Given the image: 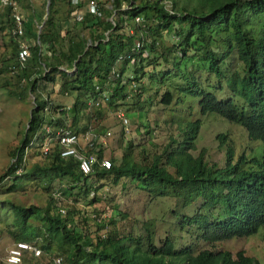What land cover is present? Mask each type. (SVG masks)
Segmentation results:
<instances>
[{
    "label": "trees",
    "instance_id": "obj_1",
    "mask_svg": "<svg viewBox=\"0 0 264 264\" xmlns=\"http://www.w3.org/2000/svg\"><path fill=\"white\" fill-rule=\"evenodd\" d=\"M61 1L69 7L63 17L54 10L57 0H51L50 15L33 41L28 39L25 20L24 34H13L10 9L3 7L7 23L3 31H9L14 44L8 60H12L14 75L9 93L23 102L33 95L35 104L21 143L11 152L13 162L0 180L9 177L10 193L22 188L24 182L36 180L52 193L45 209L10 204L18 241L49 255V264H260L244 251L233 254L218 250L216 244L251 239L264 228V0H108L99 3L101 16L84 13L64 37L63 23L75 18L73 13L79 9L72 0ZM110 3L112 8L107 6ZM124 4L130 8L124 9ZM82 5L86 7L84 2ZM45 13L44 8L38 22ZM115 14L121 18L115 16L111 21ZM123 16L136 24L131 25L132 20L126 24L131 32L125 31L128 19ZM136 17L141 21L136 22ZM27 41L31 55L21 67L18 52L20 44ZM138 42L141 47L137 49ZM6 63L0 66V76L8 71ZM62 67H76V71L71 74L61 71ZM57 77L61 83L58 91L51 94L46 86L41 87L56 85ZM143 80L147 84H141ZM153 90L165 107L197 102L188 107L193 111L197 106L200 117L177 122L181 139L171 140L162 154L151 161L145 157L144 163L132 157L133 141L126 142L119 164L102 143L94 140L93 148H88L89 127L83 121L93 116L87 113L90 101L96 112L104 107L105 99L111 107H138L142 113L129 112L135 113L133 121L121 109L132 122V130L146 118L149 107L142 104L150 105L155 96L143 94ZM57 92L65 97L74 92L78 95L66 105L52 96ZM212 117L244 129L258 144L257 151L238 154L227 146L228 135L221 134V146L227 147L224 166L207 160L204 150L197 154L201 128L205 119ZM67 129L79 136V149L111 160L112 168L95 166L85 175L76 170L77 160L61 158L57 136ZM34 157L38 162L29 166ZM126 177L154 201L170 197L177 199L182 209H190L184 214L175 208L172 211L179 220V231L191 238L190 244L168 236L157 246L153 221L146 222L144 234L122 236L115 227L117 219L127 215L117 209L106 217L95 211L96 226L102 233L91 237L85 231L88 221L80 220L76 209L60 206L65 196L77 201L89 198L94 178L113 179L117 184ZM64 180L71 186L54 187L55 182ZM58 193L61 198L56 197ZM95 201L96 197L90 204ZM32 216L44 227L41 240L37 228L28 224ZM76 216L80 222H75ZM200 243L206 247L199 248ZM27 257L35 256L28 252L21 264H26Z\"/></svg>",
    "mask_w": 264,
    "mask_h": 264
},
{
    "label": "rangeland",
    "instance_id": "obj_2",
    "mask_svg": "<svg viewBox=\"0 0 264 264\" xmlns=\"http://www.w3.org/2000/svg\"><path fill=\"white\" fill-rule=\"evenodd\" d=\"M129 8L127 4L124 5V9ZM123 18L124 20L128 19L127 22L124 23L126 27L125 31L131 32V29L128 28L126 24L131 22L132 19L129 17L127 18V16H123ZM5 21L3 16L0 15V66H2V63L7 62L5 67L8 69L7 72L0 76V177L7 172L13 162L11 152L13 148L21 143L24 132L29 125L35 104L33 95H30V97L23 102L11 96L9 93L13 88L10 84L13 83L12 77L14 75L12 74V68L10 69L12 60H8L13 56L14 44H12V36L9 31H3L7 26ZM132 24H135L133 20L131 22V25ZM2 27L3 29H1ZM18 49L19 46L17 50ZM146 70L151 69L148 68ZM8 80H10L9 83ZM60 84V77H57L56 85L47 84L41 85V87L46 86V91L52 94L53 90L58 91L60 89ZM141 84L145 85L147 81L143 80ZM129 90L131 91V89ZM77 95L78 93L74 92L69 97H65L57 92V94H53L52 96L57 98V102H63L68 105L75 100ZM151 95L155 96L150 100V105L142 104L144 107H149L145 109L146 118L141 121L139 126L137 124H135V126L132 125L133 129L131 130L130 128L129 133L124 131L127 127L123 126L121 119L116 117V113L123 109L129 119L133 121L135 113L129 112L136 110V112L142 113L138 107H111L110 105H106L108 104V100L105 99L103 102L104 107L99 112L88 108L91 111L87 110V113H93L92 117L88 116L91 120L86 118L85 121H83V123H87L89 127V132L86 136L88 141L95 140L99 143H106V152L113 153L118 159V164L121 162L122 153L127 146V141L134 142L132 157L137 162L144 163L145 157H147L148 161H151L154 156L162 154L165 146H167L171 140L182 138V136L179 135L177 122L184 119L194 120L200 117V115L197 106L194 107L193 111L188 107L189 104L196 105V101L189 100L186 107L177 106L172 108L163 106L160 103V96H157L154 90L144 93L142 97H150ZM130 100L131 99H129L128 102H130ZM131 123L132 122H130V124ZM221 134L228 135L227 146H232L238 154L242 152L250 153L253 149L257 151L258 144L248 138L244 129L219 117H212L205 119L201 128L197 139V154L204 150L207 160L224 166L227 147L221 146V140L218 139V136ZM85 142L86 140L84 143ZM38 160L39 159L35 157L31 158L29 166L38 162ZM41 162L42 161L39 163ZM92 182L93 191L89 198H78L79 201H77L73 200L71 197L65 196L60 205L65 210L76 209L77 212H79V219H86L88 221L85 225V231L91 237H95L96 234L100 232L96 226L97 222L94 219L95 215L101 214L103 217H106L109 212L112 213V211L117 209L127 215V218L119 217L115 227L122 236L129 233H135L137 235L144 234L146 222L153 221L155 222L153 229L157 236V246H162L168 236L178 238L177 241L181 239V244L184 245L192 242L188 235L179 231L177 227L179 220H177L172 213L174 208L182 214L190 212V209H182L181 203H179L177 199L168 197L154 201L152 196H149L148 193L139 189L137 185L132 184L127 177L119 180L117 184L113 182V179L98 180L94 178L90 181V183ZM11 185L12 181L9 177L4 181L0 180V264H5L9 249L18 242V231L14 226L15 218L10 204L14 203L17 206L28 209L32 207L45 209L49 204V196L52 194H48L45 191L43 182L39 180L35 182L26 181L23 183L22 188L16 192L10 193L8 188H10ZM60 186L68 188L71 185L66 180L62 183L58 181L54 183V187L58 188ZM77 191L78 189H76L75 192ZM56 197L61 198V195L58 193ZM94 197L97 198V201L92 205L90 202ZM95 211H97L98 214ZM75 222H80L78 216L75 217ZM28 224L33 228H37L40 235L38 239L41 240L42 236L45 234L41 221L32 216L29 218ZM79 227L82 228V226ZM108 230H110V228H108ZM198 247L205 248L206 244L200 243ZM216 248L218 250L231 251L233 254H236L238 251H244L247 256L255 258L260 264H264V228L251 239L236 238L223 241L217 243ZM38 250L39 249H37L36 252H30L35 257L30 259L27 257L26 264H49L52 258H50L49 255L41 254V251ZM53 255L58 256L56 253Z\"/></svg>",
    "mask_w": 264,
    "mask_h": 264
},
{
    "label": "built area",
    "instance_id": "obj_3",
    "mask_svg": "<svg viewBox=\"0 0 264 264\" xmlns=\"http://www.w3.org/2000/svg\"><path fill=\"white\" fill-rule=\"evenodd\" d=\"M20 1L21 0H1L3 7H8L10 9V16L13 20L15 27L13 29V34L16 36H22L24 34V18L20 13ZM99 0H89L88 1V9L90 13L94 16H100L101 12L99 10ZM72 3H77V0H72ZM126 5V4H124ZM123 5V8H124ZM136 22H140L141 18L136 17ZM138 42L136 48H140L141 44ZM30 45L27 42L20 44V49L18 52V65L24 67L27 65V62L30 58ZM13 70H16L14 67ZM97 90L99 91L100 88L98 87ZM107 100V99H106ZM100 102L96 103V106H99ZM93 107V102H89V108ZM116 117L121 119L122 124L124 127H127L125 131L129 133L130 131V122L127 119L125 113L121 110L117 111ZM109 135V134H108ZM106 142L105 140H103ZM80 139L79 136L74 133L72 130H61L58 132L57 142L56 144L59 146V154L61 158L64 159H75L77 160L76 163V170L81 174H90L93 171L95 166H98L102 169L109 170L112 168V162L109 159L100 158L98 155L94 153H88L86 150L79 149ZM105 147L106 143H102ZM89 149L93 148V143L90 141L87 143ZM48 151V149H46ZM36 252L37 250L28 242L25 241H18L16 242L8 251V255L5 259V264H21L23 261L24 256L28 252Z\"/></svg>",
    "mask_w": 264,
    "mask_h": 264
},
{
    "label": "crops",
    "instance_id": "obj_4",
    "mask_svg": "<svg viewBox=\"0 0 264 264\" xmlns=\"http://www.w3.org/2000/svg\"><path fill=\"white\" fill-rule=\"evenodd\" d=\"M88 1L89 0H77V3L72 5L74 6H78L79 11H81V13H79V11L77 10L76 12L73 13L74 16H76L73 19H70L69 21H66L63 23V27L61 30V34L64 37L65 35H67L68 30H73V24L75 21H80L83 16L84 13H90L87 5H88ZM99 3H105L106 0H99ZM47 2L48 0H22L20 3V13L22 14L24 20H25V24L28 27V39L30 41L34 40V36H39V34L41 33V31L43 30L45 24L46 23V13H45V17L43 19V21L38 22L39 18L41 17V15L44 12V8L46 10L45 5L47 6ZM85 3L86 7H83L82 3ZM100 6V5H99ZM108 8H112V4H108L107 5ZM0 8H1V12L0 15L3 16V19L6 20L4 17V8L2 6L1 0H0ZM69 7L67 5H65V3H63L61 0H57L56 6L54 8V10H58V14L59 16L63 17V15L65 14V12L67 11ZM99 10L101 12L100 16L102 15V11H101V6L99 7ZM79 13V14H78ZM91 15H93L92 13H90ZM94 16V15H93ZM116 16V18L120 19L121 16H117L116 14L114 16H112L110 18L111 21H113L114 17ZM72 14H71V18H72ZM48 19V18H47ZM2 20V19H1ZM67 42V40H65V43ZM28 43V41H27ZM63 69H65L67 71L66 67H62ZM73 70V69H72ZM72 70H68V72L72 71Z\"/></svg>",
    "mask_w": 264,
    "mask_h": 264
},
{
    "label": "water",
    "instance_id": "obj_5",
    "mask_svg": "<svg viewBox=\"0 0 264 264\" xmlns=\"http://www.w3.org/2000/svg\"><path fill=\"white\" fill-rule=\"evenodd\" d=\"M50 7H51V0H48V2H47V6H46V20H47L48 16L50 15ZM44 24H45V22H44ZM78 62H79V61H78ZM60 70H61V71H66V70L63 69V68H60ZM75 71H76V67H75L72 71H70L69 73L74 74ZM67 72H68V70H67Z\"/></svg>",
    "mask_w": 264,
    "mask_h": 264
},
{
    "label": "bare ground",
    "instance_id": "obj_6",
    "mask_svg": "<svg viewBox=\"0 0 264 264\" xmlns=\"http://www.w3.org/2000/svg\"><path fill=\"white\" fill-rule=\"evenodd\" d=\"M84 149V148H83ZM88 149V148H87ZM27 254V253H26Z\"/></svg>",
    "mask_w": 264,
    "mask_h": 264
}]
</instances>
